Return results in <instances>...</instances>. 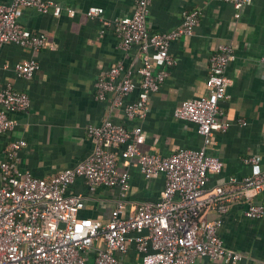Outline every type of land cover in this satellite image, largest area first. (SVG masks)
<instances>
[{"label":"built area","instance_id":"built-area-1","mask_svg":"<svg viewBox=\"0 0 264 264\" xmlns=\"http://www.w3.org/2000/svg\"><path fill=\"white\" fill-rule=\"evenodd\" d=\"M153 0H133L132 13L114 19L111 25L124 51L137 46L140 64L124 70L111 66L93 85L94 98L106 101L121 110L131 127L104 119L100 125H89L87 135L93 143L90 155L72 168L64 169L49 179L32 176L19 170L18 154L26 147L23 140L10 141L3 149L0 161V264H121L119 256L126 254L129 243L140 264H196L200 260L239 262L242 255L223 245L218 235L222 217L234 200H244L245 217L259 219L264 205L252 199L264 189V170L243 177L229 179L238 191L227 195L224 187H208L209 177L218 175L223 163L207 155L215 132H224L227 125L220 120V104L227 98L229 79L226 71L235 55L230 44H220L208 59L207 93L183 101L173 110L175 119L195 125L201 138L199 149L180 148L168 157L143 153L140 146L145 135L140 126L148 112V99L157 93L167 71L176 64L169 54L172 42L190 37L198 25L200 13L183 11L180 25L171 31L150 33L147 18ZM232 6L234 18L251 0H221ZM30 8L40 14L58 15L60 9L46 0H9L0 3V51L10 44L39 52L47 45L43 33L27 30L18 21V9ZM69 15L73 14L68 10ZM90 19H102L103 10L91 7L86 11ZM264 66V55L261 58ZM16 79L29 81L39 69L34 59L11 66ZM9 69L0 65V72ZM135 90L133 101L127 97ZM30 101L26 93L10 84L0 89V135L10 133L15 121L10 114L25 111ZM244 126L246 123L240 121ZM118 159L135 161L143 179L164 178L160 199L142 202L134 213L126 214L124 200L128 195L129 174L117 168ZM245 164L257 165L259 160L249 157ZM81 180L93 193L98 187L118 189V200L110 220L80 218L84 198L72 193L71 187ZM206 213L216 215L212 220Z\"/></svg>","mask_w":264,"mask_h":264},{"label":"crops","instance_id":"crops-1","mask_svg":"<svg viewBox=\"0 0 264 264\" xmlns=\"http://www.w3.org/2000/svg\"><path fill=\"white\" fill-rule=\"evenodd\" d=\"M58 6V15L40 14L34 9H18V21L27 30L43 33L47 45L39 52L10 44L0 51V65L9 69L0 72V89L10 84L27 94L30 106L25 111L10 114L14 129L0 135V161L3 149L10 141L23 140L26 147L18 154V168L32 176L49 179L58 172L72 168L90 155L93 143L87 135L89 125L98 126L110 118L117 124L131 127L121 110L106 101L94 98V81L111 66L124 70L140 64L137 46L124 51L111 25L103 21L128 16L133 0H46ZM9 0H0L7 4ZM91 7L103 10L102 19H90L86 11ZM68 10L73 14L69 15ZM200 13L193 34L171 43L169 54L176 64L168 69L160 90L149 96L148 112L139 124L145 135L140 146L143 153L168 157L178 149H199L201 138L194 124L175 119L173 110L183 101L207 93L208 59L217 46L230 44L235 58L227 68L229 79L227 98L220 104V120L227 125L224 132H215L213 144L206 154L223 163L222 171L212 175L208 187H224L227 195L238 191L228 180L241 179L264 170V0H251L234 18V9L221 0H153L147 18L150 33L176 29L183 11ZM28 59L36 60L39 69L29 81L16 79L12 65ZM138 96L133 91L128 101ZM240 121L246 124L242 126ZM255 157L257 165L245 164L244 159ZM117 168L129 174L130 189L124 200L126 214L134 213L142 202H156L164 186L162 176L143 179L135 161L118 159ZM71 192L84 198L80 218L105 223L118 198V189L98 187L89 193L81 180ZM264 205V189L252 199ZM247 203L234 200L222 217L218 235L227 249L242 255L231 264H264V214L249 219L244 212ZM204 217L212 220L213 213ZM121 264H140L138 255L129 243L126 254L119 256ZM196 264H224L220 261L200 260Z\"/></svg>","mask_w":264,"mask_h":264}]
</instances>
